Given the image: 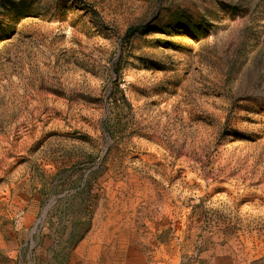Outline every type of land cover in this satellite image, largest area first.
I'll return each instance as SVG.
<instances>
[{
    "label": "rangeland",
    "instance_id": "rangeland-1",
    "mask_svg": "<svg viewBox=\"0 0 264 264\" xmlns=\"http://www.w3.org/2000/svg\"><path fill=\"white\" fill-rule=\"evenodd\" d=\"M0 264H264V0H0Z\"/></svg>",
    "mask_w": 264,
    "mask_h": 264
},
{
    "label": "trees",
    "instance_id": "trees-1",
    "mask_svg": "<svg viewBox=\"0 0 264 264\" xmlns=\"http://www.w3.org/2000/svg\"><path fill=\"white\" fill-rule=\"evenodd\" d=\"M10 4H12V2H10ZM5 5V4H4Z\"/></svg>",
    "mask_w": 264,
    "mask_h": 264
}]
</instances>
